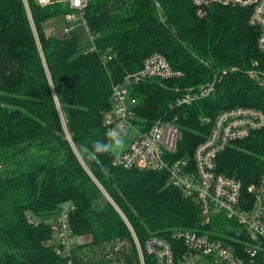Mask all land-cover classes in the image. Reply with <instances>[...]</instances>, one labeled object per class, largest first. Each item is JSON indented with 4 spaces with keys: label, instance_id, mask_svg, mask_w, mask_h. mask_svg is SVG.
Wrapping results in <instances>:
<instances>
[{
    "label": "trees",
    "instance_id": "16d2710c",
    "mask_svg": "<svg viewBox=\"0 0 264 264\" xmlns=\"http://www.w3.org/2000/svg\"><path fill=\"white\" fill-rule=\"evenodd\" d=\"M70 11L62 3L0 0V264L62 263L50 224L39 218L67 201L75 205L74 234L90 237L74 247L75 264H139L133 240L124 241L131 235L123 213L142 240L201 227L199 204L167 171L82 151L105 139L113 86L151 53L183 73L134 88L141 119L177 116L175 158L194 155L210 132L206 117L237 106L264 112V87L246 73L264 71L249 8L214 4L201 16L192 0H91L83 13L89 46L80 44L78 25L60 35L44 31L45 20ZM213 81L206 97L169 107L186 88ZM217 165L244 185L253 181L264 168V126L229 142Z\"/></svg>",
    "mask_w": 264,
    "mask_h": 264
},
{
    "label": "built area",
    "instance_id": "2783aa9c",
    "mask_svg": "<svg viewBox=\"0 0 264 264\" xmlns=\"http://www.w3.org/2000/svg\"><path fill=\"white\" fill-rule=\"evenodd\" d=\"M91 0H37L41 5L67 4L65 31L84 22V9ZM199 15H205L214 4L239 5L250 9L248 22L259 30L257 45L264 51V0H192ZM257 66V62L254 63ZM237 70L239 67H234ZM264 87V72L258 67L246 71ZM167 57L154 52L148 55L140 70L129 73L113 86L112 109L105 117L110 128L133 131L129 145L116 157L126 168L165 170L171 182L181 187L201 209V227L177 229L171 237L151 233L140 242L135 236L139 264H264V168L253 181L244 185L236 176L217 169V156L233 140L248 137L264 126V112L252 106H237L220 112L211 123L206 139L197 145L191 157H177L180 128L177 116L159 117L152 123L138 115L135 84L153 78L174 79L182 76ZM215 82L186 88L169 103L172 109L189 105L206 97ZM128 85L129 87H127ZM171 109V110H172ZM75 209L71 201L55 213L50 227L52 244L63 261L75 264L73 250L78 239L70 224ZM129 227L130 222L124 214ZM33 221L32 219H30ZM215 226L209 228L208 226ZM217 224V225H216ZM215 228L220 231L216 232Z\"/></svg>",
    "mask_w": 264,
    "mask_h": 264
},
{
    "label": "rangeland",
    "instance_id": "374dc122",
    "mask_svg": "<svg viewBox=\"0 0 264 264\" xmlns=\"http://www.w3.org/2000/svg\"><path fill=\"white\" fill-rule=\"evenodd\" d=\"M66 22H67V19L65 17L64 14H60V15H56V16H53L51 18H48L47 20H45L44 24H43V27H44V31L47 33V34H56V35H60L65 26H66ZM75 23L78 24L77 26V32H78V40L80 42V44L82 46H89L91 44V40H90V37H89V33H88V30H87V27H86V24L81 22V21H76ZM261 68H258V70H260ZM263 71V69H261ZM264 72V71H263ZM209 83V82H208ZM207 84V83H205ZM204 85V84H203ZM127 87H129L128 85H126ZM109 115H111V113H109ZM133 131H128L127 132V137H126V147L129 145L130 141H131V138H132V135H133ZM181 134V133H180ZM181 137V136H180ZM125 147V148H126ZM124 151V150H123ZM104 197L111 200V197L109 196V194L104 190ZM103 197V200L105 199ZM64 208V206L62 207ZM118 208V207H117ZM118 210L120 211V209L118 208ZM121 213V211H120ZM122 214V213H121ZM124 214V213H123ZM55 213H51V214H45V215H42L39 219L40 220H44L46 223L48 224H51L52 220L54 219L55 217ZM125 215V214H124ZM123 216V215H122ZM126 216V215H125ZM127 218V217H126ZM128 219V218H127ZM125 220V219H124ZM126 221V220H125ZM129 221V219H128ZM130 222V221H129ZM127 223V221H126ZM131 224V223H130ZM128 228H129V231H130V239H128L127 237L124 238V241L125 242H128V240H133V243L135 244V236H134V233L132 231V229L134 230L132 224H131V227H129V225H127ZM136 236L138 237L139 241L140 242H143V240L138 236V234L136 233V231L134 230ZM77 239L80 243H83L85 244L86 242H88L90 240V237L89 235H80V236H77ZM136 246V245H135Z\"/></svg>",
    "mask_w": 264,
    "mask_h": 264
},
{
    "label": "clouds",
    "instance_id": "9594fccd",
    "mask_svg": "<svg viewBox=\"0 0 264 264\" xmlns=\"http://www.w3.org/2000/svg\"><path fill=\"white\" fill-rule=\"evenodd\" d=\"M126 137L127 132L124 129L110 128L105 132L103 141L94 142L91 148L85 145L82 151L89 158L104 154L118 157L126 147Z\"/></svg>",
    "mask_w": 264,
    "mask_h": 264
}]
</instances>
